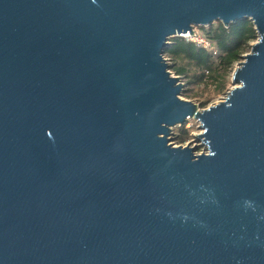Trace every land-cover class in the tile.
<instances>
[{
  "label": "water",
  "instance_id": "obj_1",
  "mask_svg": "<svg viewBox=\"0 0 264 264\" xmlns=\"http://www.w3.org/2000/svg\"><path fill=\"white\" fill-rule=\"evenodd\" d=\"M239 20L231 86L183 99L169 39ZM0 264H264V0H0Z\"/></svg>",
  "mask_w": 264,
  "mask_h": 264
},
{
  "label": "trees",
  "instance_id": "obj_2",
  "mask_svg": "<svg viewBox=\"0 0 264 264\" xmlns=\"http://www.w3.org/2000/svg\"><path fill=\"white\" fill-rule=\"evenodd\" d=\"M199 31L209 42L208 48L184 37H174L164 55L172 61L169 66L174 74L186 83L182 94H186L183 93L188 90L186 86L206 83L223 92L235 64L250 49V43L256 40L253 24L249 20H239L228 26L214 22L199 28ZM200 104V107H205L203 102ZM175 135L176 142L183 143L189 138V130L179 129Z\"/></svg>",
  "mask_w": 264,
  "mask_h": 264
},
{
  "label": "rangeland",
  "instance_id": "obj_3",
  "mask_svg": "<svg viewBox=\"0 0 264 264\" xmlns=\"http://www.w3.org/2000/svg\"><path fill=\"white\" fill-rule=\"evenodd\" d=\"M195 32L197 33V37L201 36L199 28H196ZM172 38H174V37H171L169 39V41H171ZM184 38L190 39V37H184ZM254 41H252V42H254ZM249 51H250V49L247 50L246 52H244L243 54H246ZM170 65H172V61H170ZM169 70L171 72H173L171 70V68H169ZM173 74H174V72H173ZM181 79L183 80V78H181ZM230 86H231V82H230V75H229L227 77L226 88H225V90L223 92L216 91L213 88V86L209 85V83H206L205 85L201 84V85H197V86L189 85V86H186V88L188 89L187 92H183V93H186V94H182L181 93V97L183 99L194 101L195 103H197L199 105V107L201 106L200 103L203 102L204 103L203 105L205 107H207V106H209L211 104H214V103L218 102L219 100H221V98L224 95V92ZM182 128H186V129L189 130V138H187L183 143H177L176 139H175V136H176L175 134H177L179 132V129H182ZM198 131H199L198 130V123L195 120H193V119H189L184 125L175 126V127L172 128V134L170 135V137H171L170 141L172 143H174V145H179V144L183 145V144H185L186 142H188L190 140V142H191L190 145L194 147V153H196L197 151H199L202 148L200 142L197 141L196 138L194 137V134L196 132H198Z\"/></svg>",
  "mask_w": 264,
  "mask_h": 264
},
{
  "label": "built area",
  "instance_id": "obj_4",
  "mask_svg": "<svg viewBox=\"0 0 264 264\" xmlns=\"http://www.w3.org/2000/svg\"><path fill=\"white\" fill-rule=\"evenodd\" d=\"M185 37H190V40L196 42L199 45H202L205 48L209 47V42L206 39H204L202 36L197 37V33L196 32L194 33L193 36H190V35L187 34ZM164 58L167 60V62H170L169 58L166 57L165 55H164ZM171 73L173 74V72H171ZM188 143L191 144L190 140L188 142H186L185 144H188ZM185 144H183V145H185ZM203 152H207V150L204 147H202L196 153H203Z\"/></svg>",
  "mask_w": 264,
  "mask_h": 264
}]
</instances>
